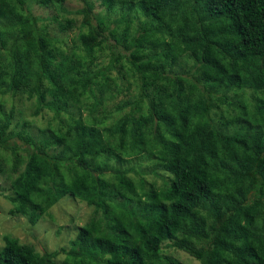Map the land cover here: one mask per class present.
Segmentation results:
<instances>
[{
    "label": "trees",
    "instance_id": "1",
    "mask_svg": "<svg viewBox=\"0 0 264 264\" xmlns=\"http://www.w3.org/2000/svg\"><path fill=\"white\" fill-rule=\"evenodd\" d=\"M80 1L82 52L66 54L28 0H0L8 213L34 225L63 199L93 208L67 248L3 235L0 264H180L164 247L264 264V0ZM18 92L63 126L8 130L3 96Z\"/></svg>",
    "mask_w": 264,
    "mask_h": 264
},
{
    "label": "rangeland",
    "instance_id": "2",
    "mask_svg": "<svg viewBox=\"0 0 264 264\" xmlns=\"http://www.w3.org/2000/svg\"><path fill=\"white\" fill-rule=\"evenodd\" d=\"M94 2L95 12L104 13V6L100 0H92ZM34 14L41 17L42 23L47 24L50 34L58 37L61 41L58 42L61 51L71 54L73 51L80 54L82 50L75 47L77 43L75 38L81 28V14L76 11L83 6L80 0H65L63 7L66 11L61 10L57 12L53 6L43 3L42 0H28ZM56 15L64 23V17L73 19V26L67 27L62 30L58 26L57 21L52 20V16ZM113 18L115 16H112ZM75 40V41H74ZM58 45V46H59ZM107 49H100L97 53V60L95 63L101 65L108 62L106 53ZM59 60H61L58 54ZM125 97H128L127 92H124ZM123 97V95H120ZM46 98H50L47 94ZM3 107L7 111L13 109L14 116L11 118L8 130H19L22 121H27L28 125L24 128L26 132L38 139L41 129L48 126L61 127L63 126L67 114L60 111L59 115L53 119L52 111L44 109L37 115H32L34 109V100L28 99L25 94L18 92L15 95L6 94L3 96ZM69 110H75L70 108ZM85 113V112H84ZM9 156V151H4L0 148V164L4 167L5 171L0 173V246L3 244V235H11L18 238L21 243L34 246L38 252L53 251L63 246L68 247V239L75 237L76 228L86 223L93 213L92 206L86 205L84 202L77 201L71 198L63 199L59 203L53 205L49 209V215H44L34 225L30 224L24 216L20 214L11 215L9 209L13 207V201L9 195H13L10 188L11 171L9 169L10 159L8 162L3 160V157ZM132 161L135 158H130ZM145 177L150 179V176L145 174ZM163 250L167 251L173 256L180 264H199V262L188 255L187 253L177 250L173 247H164ZM64 254L57 255L56 260L63 259Z\"/></svg>",
    "mask_w": 264,
    "mask_h": 264
}]
</instances>
